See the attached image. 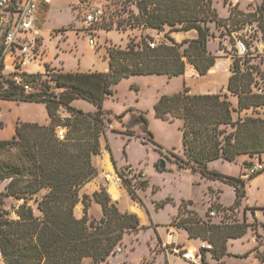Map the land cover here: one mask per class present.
<instances>
[{"label": "trees", "instance_id": "1", "mask_svg": "<svg viewBox=\"0 0 264 264\" xmlns=\"http://www.w3.org/2000/svg\"><path fill=\"white\" fill-rule=\"evenodd\" d=\"M136 9L138 16L129 21L117 20L115 29L125 31L130 26L163 32L168 27L164 37L170 44L162 42L151 48L149 43L153 39L142 38L138 43L130 41L123 49L111 47L107 50V72L69 73L46 66L43 75L23 73L32 89L24 94L12 81L15 72L2 74L4 58L0 59V100L43 103L50 119L46 126L18 121L14 136L0 141V184H3L0 204L4 198L19 203L14 217L0 215L3 264H108L114 248L126 234L148 230L140 226L136 215L121 212L103 187L91 197H82V218L74 214L80 202V189L97 175L92 158L101 154L100 139L107 128L102 103L112 97L116 84L132 76H184L188 65L200 76L206 75L216 62L207 48L213 36L208 24L219 27L224 21L217 19L211 0H140ZM246 17L255 23L264 44L263 6ZM234 18L230 12L228 20ZM180 31L194 32L195 37L176 43L168 35ZM255 70L252 65L241 67L239 59L233 60L226 90L236 97L235 109L226 94L194 95L186 86L177 94L161 96L153 106L155 118L182 122L181 168L233 188L235 199L228 210L240 206L246 181L224 176L209 169L208 164L215 160L232 163L240 156L253 158L264 154V120L245 119L241 123L234 120L235 112L264 107V95L255 93L252 87ZM78 99L91 104L95 112L75 109L72 102ZM61 112L68 116L62 118ZM139 117L146 127L143 115ZM234 126L236 136L232 141L233 132L227 133V129ZM59 129L65 130L63 140L57 137ZM127 134L134 137L130 131ZM147 135L153 139L150 133ZM105 149L115 166L109 146ZM122 183L131 200L141 203L136 190L146 188L148 182L122 179ZM91 200L100 206L99 219L87 214ZM170 202L167 199L156 206ZM191 204V201L182 203L172 222L187 213L177 227L186 231L189 239H200L212 247L200 248L199 264H209L207 256L219 262L226 255L227 241L242 237L250 225L245 220L233 224L205 221L185 210ZM258 209L264 217V207ZM209 210L224 211L219 206H211Z\"/></svg>", "mask_w": 264, "mask_h": 264}, {"label": "rangeland", "instance_id": "2", "mask_svg": "<svg viewBox=\"0 0 264 264\" xmlns=\"http://www.w3.org/2000/svg\"><path fill=\"white\" fill-rule=\"evenodd\" d=\"M101 1L103 0H95L93 4ZM237 1V7L231 9L229 6L231 0H211L217 19L224 21V25L216 27L214 23L208 24L210 34L213 36L209 39L207 48L216 58L221 70L229 64L231 67L235 59L240 60L241 67L245 65L256 67L252 87L264 89V44L260 40L255 23L249 22V18L246 17L256 11L259 6L264 8V0ZM70 3L71 0H53L50 10H43L40 18L44 23L47 20L45 31L48 28L57 27H60L61 31L75 30L85 25L83 21L77 22V15L73 14ZM230 12L235 17L233 20H228ZM167 31L168 27H165L163 32L137 27L125 31L100 29L97 32V42L102 49L107 50L111 47L123 49L130 41L138 43L142 38H152L155 45L162 42L170 44L164 37ZM168 35L176 43L192 37L191 32L184 31L171 32ZM239 42L243 43L246 49V54L243 56L237 53L236 46ZM72 43L73 36H69V44ZM82 45L84 41L80 40L77 46L84 47ZM189 67L191 66L188 65L187 69ZM183 79L182 76L168 78L158 75L125 78L114 86L112 97L102 103L107 128L102 141L101 154L92 158L94 167L102 174L107 173L102 164L108 165L109 153L105 149L108 145L116 162L114 171L106 175L108 181H118L122 188H124L122 179H130L133 183L148 182L146 188L138 187L136 190L141 203L131 200L124 188L128 201L141 212V215L135 211L124 212L136 215L140 226L147 227L148 230L126 234L120 244L122 253L114 255L115 259L112 261L115 264H166L157 261V257L168 248L176 249L175 253L181 256L185 250L180 245L175 246L173 242L165 244V239L172 241L173 234L184 231L177 227V223L180 219L187 217V213H183L175 222L172 221L178 213L179 206L192 200L195 207H191L193 204L191 201L192 204L186 205L185 208L192 216L195 215L216 224H220L221 221L230 224L243 223L245 220L250 225L242 237L227 241L226 255L219 261L221 264H264V218L262 210L258 209L264 207V154L255 155L253 158L240 156L232 163L215 160L208 164L209 169L216 170L224 176L246 181L245 197L241 200L240 206L233 210H228L235 199L232 187L220 181L203 179L198 173H191L189 169H182L180 161L184 159L182 122L155 118L153 106L161 96L179 93L183 86H186ZM189 80L191 85L198 87L203 78L195 73L189 76ZM224 94L234 108L236 97L228 92ZM72 106L86 113L95 112V108L83 100H76ZM140 115L145 118L146 127L141 122ZM245 119L264 120V107L235 112L234 120L241 123ZM235 129V126L229 127L227 133ZM128 131L133 133L134 137L128 136ZM147 132L151 134L152 140ZM251 162H260L263 170L250 180V178H244L243 174L246 166ZM94 179L79 191L80 202L74 209L78 219L83 216L82 197L84 195L91 197L93 194L88 189V185ZM103 188L106 190V187ZM2 189L3 184H0V193ZM167 199H171V202L157 208V204ZM18 204L12 198L2 199L0 215L14 217L13 211ZM121 205H125L124 200L121 201ZM211 206L223 207L224 211L211 216L212 210H209ZM87 214L90 218L98 216L96 203L92 200ZM191 240H195L197 246L204 243L200 239Z\"/></svg>", "mask_w": 264, "mask_h": 264}, {"label": "crops", "instance_id": "3", "mask_svg": "<svg viewBox=\"0 0 264 264\" xmlns=\"http://www.w3.org/2000/svg\"><path fill=\"white\" fill-rule=\"evenodd\" d=\"M74 0H71V2ZM51 5V4H50ZM50 5L40 6L38 12L31 19V31L27 34L32 48V54L29 55V60L20 62L18 65L13 64L15 57H19V49L14 47V51L6 55L3 59V69L2 74L8 75L16 72L19 68V72L26 74H41L45 73V67L48 66L54 71H62L69 73H103L108 71V55L107 49L101 48L96 40V47L92 48L88 45L87 39L81 34L77 33L75 30H63L57 28H48L45 31V23L40 18L43 10H50ZM2 32H0V49L3 43ZM193 39L195 33L191 32ZM69 36H73V43L69 44ZM80 40L84 41V47L77 46ZM219 64L216 62L214 67L204 76L202 81H200L199 86H193L190 83L189 76L198 75V73L192 68H186L184 76V82L186 87L189 88L190 94L194 95H205V94H219L226 93V87L228 78L230 76V64L227 65L223 72L219 68ZM74 100L72 104L75 102ZM236 104V102H235ZM234 107V106H233ZM68 114L66 112H61V117L65 118ZM18 121L37 123L39 125L46 126L49 124L50 119L43 103H27V102H15V101H5L0 100V122L3 123V128L0 129V141L10 140L15 134V126ZM103 138L100 139L101 148ZM113 154V153H112ZM107 164H102V167L107 171L106 174H102L101 171L97 170V175L94 181L88 185V189L92 193L98 191L101 187H106V191L110 195L114 202H117V206L120 211H131V206L133 204L128 201V197L122 188L121 183L115 180L108 181L106 178L108 173L114 171V165L111 161V156L108 154ZM114 157V156H113ZM243 157V156H242ZM115 159V158H114ZM114 182V183H113ZM214 182V181H213ZM114 185H113V184ZM115 187L118 191V197L114 198L111 194V188ZM123 189V190H122ZM125 202V205H121V201ZM192 201V200H190ZM193 203V201H192ZM192 204V208L195 207ZM190 206V205H189ZM127 207V209H126ZM98 209V216H94V219H99L101 217L100 206L96 204ZM190 208V207H189ZM264 218V217H263ZM156 227V226H155ZM170 237V236H169ZM172 241L170 239H165V244H175V246L180 245L185 251L190 249H197L200 246L188 238L186 231L176 232L172 235ZM177 250L173 248H168L165 252H162L157 257V261L166 264H194L191 263L180 256L179 253H175ZM113 258L108 259V264L113 263ZM206 262L213 264V260L207 256Z\"/></svg>", "mask_w": 264, "mask_h": 264}, {"label": "built area", "instance_id": "4", "mask_svg": "<svg viewBox=\"0 0 264 264\" xmlns=\"http://www.w3.org/2000/svg\"><path fill=\"white\" fill-rule=\"evenodd\" d=\"M53 0H0V32H2L3 43L0 49V59H3L6 55L11 54L14 51V47L19 50V57H15L13 64L18 65L20 62L28 61L29 55L32 54L31 43L27 34L31 31V19L38 12L40 6L50 5ZM95 0H74L69 6L77 16L78 21L85 22V25L79 26L76 30L87 39V43L90 47H96L97 32L100 29H115L114 23L117 20L121 22L129 21L131 17L138 16L137 3L140 0H103L101 2L93 4ZM238 1L231 0L229 5L231 9L237 7ZM132 11L131 13H129ZM117 13L122 14L119 16ZM111 14H114L112 18ZM133 16H132V15ZM106 27V28H105ZM111 27V28H110ZM142 28V27H141ZM131 29L130 26L125 28ZM149 46L153 48L155 44L149 43ZM237 53L240 56L246 54V49L243 43L237 44ZM21 52V53H20ZM15 86L19 87L24 94L32 92L31 85L26 82L22 72L16 70L15 75L12 78ZM253 91L257 94L264 95V89L253 88ZM236 134L232 133V141L235 140ZM57 137L60 140L64 139V131L58 130ZM263 170V165L260 162H254L248 168L245 169L243 174L244 178H250ZM216 214V210L210 212L211 216ZM200 248L205 250H211L212 247L208 243H203L199 248L193 249L194 251L187 250L182 253V258L194 263L199 264L201 260ZM122 253V247L116 246L112 252V256L120 255ZM213 264H221L220 262H213Z\"/></svg>", "mask_w": 264, "mask_h": 264}, {"label": "bare ground", "instance_id": "5", "mask_svg": "<svg viewBox=\"0 0 264 264\" xmlns=\"http://www.w3.org/2000/svg\"><path fill=\"white\" fill-rule=\"evenodd\" d=\"M114 183V182H113ZM112 183V184H113ZM114 185V184H113ZM111 194H112V196L114 197V198H117L118 197V191H117V189L113 186L112 188H111ZM131 211H135V212H137V213H139L140 215H141V212L133 205V206H131ZM191 250V252H193L194 250L193 249H190Z\"/></svg>", "mask_w": 264, "mask_h": 264}, {"label": "water", "instance_id": "6", "mask_svg": "<svg viewBox=\"0 0 264 264\" xmlns=\"http://www.w3.org/2000/svg\"><path fill=\"white\" fill-rule=\"evenodd\" d=\"M0 262L3 264V262H2V258H1V252H0Z\"/></svg>", "mask_w": 264, "mask_h": 264}]
</instances>
